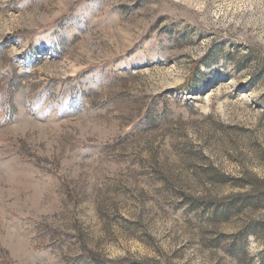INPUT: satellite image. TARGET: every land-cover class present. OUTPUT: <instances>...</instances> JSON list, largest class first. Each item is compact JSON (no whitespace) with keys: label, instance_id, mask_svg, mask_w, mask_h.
Here are the masks:
<instances>
[{"label":"rangeland","instance_id":"1","mask_svg":"<svg viewBox=\"0 0 264 264\" xmlns=\"http://www.w3.org/2000/svg\"><path fill=\"white\" fill-rule=\"evenodd\" d=\"M0 264H264V0H0Z\"/></svg>","mask_w":264,"mask_h":264}]
</instances>
